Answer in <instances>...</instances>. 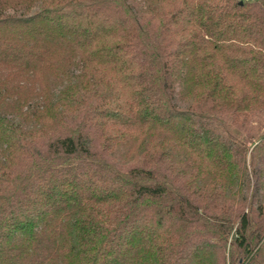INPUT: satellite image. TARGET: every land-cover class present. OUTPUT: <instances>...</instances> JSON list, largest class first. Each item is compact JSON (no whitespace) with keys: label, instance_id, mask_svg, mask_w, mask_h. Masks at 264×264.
Returning <instances> with one entry per match:
<instances>
[{"label":"trees","instance_id":"16d2710c","mask_svg":"<svg viewBox=\"0 0 264 264\" xmlns=\"http://www.w3.org/2000/svg\"><path fill=\"white\" fill-rule=\"evenodd\" d=\"M0 264H264V0H0Z\"/></svg>","mask_w":264,"mask_h":264}]
</instances>
